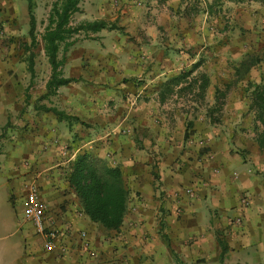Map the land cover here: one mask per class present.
Wrapping results in <instances>:
<instances>
[{
	"label": "crops",
	"instance_id": "0c3cea01",
	"mask_svg": "<svg viewBox=\"0 0 264 264\" xmlns=\"http://www.w3.org/2000/svg\"><path fill=\"white\" fill-rule=\"evenodd\" d=\"M17 1L0 0L5 40L22 39L20 46L0 42V128L12 139L0 146V187L19 207L12 242L0 244V264H264V146L248 88L264 84V56L237 77L242 52L219 45L224 35L236 37L231 29L238 23L247 30L246 53L264 54V4L80 0L72 24L104 19L115 27L83 33L80 42L74 35L61 66L73 80L48 93L41 35L54 0H33L36 27L43 22L35 46L27 2L23 26ZM226 70L235 78L225 79ZM184 73L198 75L174 78ZM202 76L207 87L200 96L210 104L217 88L232 87L219 122L194 119L180 104ZM83 152L122 171L129 196L117 230L91 221L69 187V167ZM31 184L39 187L49 224L61 230L65 252L45 250L25 219Z\"/></svg>",
	"mask_w": 264,
	"mask_h": 264
},
{
	"label": "trees",
	"instance_id": "16d2710c",
	"mask_svg": "<svg viewBox=\"0 0 264 264\" xmlns=\"http://www.w3.org/2000/svg\"><path fill=\"white\" fill-rule=\"evenodd\" d=\"M239 1V0H234ZM264 4V0H257ZM29 16V36L31 46H35L36 18L33 14V0H27ZM80 11V0H54L46 18V25L41 35L43 48L50 65L51 74L46 83L48 93L72 81L62 76L61 66L65 61V53L76 42L74 35L95 33L104 28H114L104 19L82 20L72 24V15ZM62 55L59 57V51ZM255 60L241 61L237 74L244 75ZM247 63V64H246ZM245 64V65H244ZM33 60H28V69L32 72ZM182 75L174 77L181 78ZM199 89L205 91L207 83L202 76ZM251 89L249 108L255 111V118L262 126L257 139L259 146H264V84H248ZM215 104L221 107L225 93L216 89ZM257 127V126H255ZM69 187L76 195L82 211L87 217L106 230H117L126 213L129 190L125 185L122 171L111 166L100 157L91 153L78 154L72 161L67 174ZM224 251V247L223 250Z\"/></svg>",
	"mask_w": 264,
	"mask_h": 264
},
{
	"label": "rangeland",
	"instance_id": "374dc122",
	"mask_svg": "<svg viewBox=\"0 0 264 264\" xmlns=\"http://www.w3.org/2000/svg\"><path fill=\"white\" fill-rule=\"evenodd\" d=\"M46 1H48V4L50 2H52V0H45V2ZM17 2H18V18H19V22H21V24L23 26H27V22H26L27 14H26V9H25L27 0H18ZM35 8L40 11V7H38V8L35 7ZM221 9L222 8H220V10ZM46 11H47L46 5H42L41 6L40 15H39L40 19H42V16L45 15ZM0 12H1V8H0ZM1 19H2V17H1V13H0V32H1V34H0V42L6 39L5 29H4L3 25H2ZM13 24H16V21H13ZM17 24H18V22H17ZM21 24L19 23V27H18L19 30L22 29ZM227 25L229 26L230 24L227 23ZM36 28H37V32L39 30L40 31L43 30V22L41 20H39L37 22V27ZM231 30H232L231 32H233V30H235L236 37H230L229 34L228 35H224V36H226V39H225V41L220 39L219 40V42H220L219 45L220 46H227V45L230 44L232 46H235L236 48H238L239 51L242 52L238 56L239 60L237 62V65H238L239 69L242 68L240 66V63L243 60L246 61V62L249 61V60L260 61L261 58L264 56V54L260 50H259L260 52L259 51L258 52H252L251 55H248L246 53V51H249L246 48V47H248V44L245 42L247 30L243 26L239 25L238 23H236ZM261 30H264V28H261ZM234 38H236V39H234ZM76 39L80 42L81 40L86 39V36H85V34L80 33V34H78V36H76ZM5 41H7L8 44L12 43V44H16V45H19V46L22 45V39L20 37L17 38L16 40H14L12 37H10L8 40H5ZM4 43H6V42H4ZM8 44H5V45H8ZM107 44H110V43H107ZM245 49H247V50H245ZM262 51H264V50L262 49ZM201 61L202 60H200V59L197 60L198 63H200ZM227 62H229V61L227 60ZM227 62H225V63H227ZM226 69H228V68H226ZM232 73L233 72H230L229 70H226L225 71V75H224L225 79H227V78H235L232 75ZM215 74H216V72H215ZM196 75H198V74L190 75V73H186V74L184 73L181 78L188 77V76H189V78H192V77H195ZM236 76L240 77L237 73H236ZM135 79H137V78H135ZM221 88H222V92H224L226 94L232 87L231 86H227V87H221ZM169 92L170 91H168V94H169ZM187 92L191 93L190 97H188V101H182V102H180V104L187 111L191 112L190 114L192 116H194V119H198L200 121L209 120L211 123H214V121L215 122H219L220 121L219 118L221 117L222 112L220 111V108L216 106L215 103L214 104H210V102L203 101L201 96H200L201 91L199 89L197 90L196 87H191V89H188L187 91H185V93H187ZM223 98H225V97H223ZM134 99H136V98H134ZM223 105L221 107H223ZM204 114H206V115L210 114V117L209 118L208 117L205 118V117H203ZM197 117H199V118H197ZM1 120H3V119H0V121ZM255 121H256V118L253 119V123L256 126L257 123ZM3 137H5V140L3 139ZM9 139H10V141L12 140L9 137V135H7L6 132L5 133L3 132V128H0V146H2L1 145L2 142L6 141V140L8 141ZM18 209H19V207L17 206V203L14 202V203L10 204V202H9V200L7 198L6 192L3 191V189L0 187V244L8 242V241L12 242L11 239H12L13 235L11 233L14 231V227L12 225H14V222H16L15 213H16V211L18 212ZM14 235H15V233H14ZM15 238H16V236H15Z\"/></svg>",
	"mask_w": 264,
	"mask_h": 264
},
{
	"label": "built area",
	"instance_id": "2783aa9c",
	"mask_svg": "<svg viewBox=\"0 0 264 264\" xmlns=\"http://www.w3.org/2000/svg\"><path fill=\"white\" fill-rule=\"evenodd\" d=\"M140 3L141 0H137V4L140 5ZM183 192L188 196H193L194 194L193 189L190 187L184 188ZM179 194L180 191H177L176 196ZM27 196L24 217L32 223L35 232L43 238V248L49 251L58 250L60 252H65L66 247L60 245L58 242L61 230L48 222V217L46 216L48 208L40 198L38 185L31 184Z\"/></svg>",
	"mask_w": 264,
	"mask_h": 264
}]
</instances>
